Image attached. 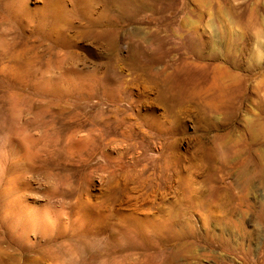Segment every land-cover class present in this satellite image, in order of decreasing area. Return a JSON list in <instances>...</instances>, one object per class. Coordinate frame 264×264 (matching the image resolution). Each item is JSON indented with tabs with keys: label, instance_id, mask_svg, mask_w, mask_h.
<instances>
[{
	"label": "rangeland",
	"instance_id": "obj_1",
	"mask_svg": "<svg viewBox=\"0 0 264 264\" xmlns=\"http://www.w3.org/2000/svg\"><path fill=\"white\" fill-rule=\"evenodd\" d=\"M8 1L0 264H264V0H54L45 22ZM160 220L162 241L141 227Z\"/></svg>",
	"mask_w": 264,
	"mask_h": 264
},
{
	"label": "bare ground",
	"instance_id": "obj_2",
	"mask_svg": "<svg viewBox=\"0 0 264 264\" xmlns=\"http://www.w3.org/2000/svg\"><path fill=\"white\" fill-rule=\"evenodd\" d=\"M14 0H12V1H8V3H6L4 6H6V8H8V12L11 14V16L13 17V15H15V8H14V2H13ZM77 1V0H76ZM91 1V0H90ZM19 2V1H18ZM23 2V0L22 1H20L19 2V8L18 9H22V10H26L27 8H25V5L22 3ZM45 2H46V5H47V10H48V12H44L43 14H44V18L42 19L44 22L46 21V20H48L49 21V19H50V17H52V18H54L53 20H55V18H56V16H57V12H59L60 14H62L64 11V8L63 7H61V8H63V10L59 7V6H56L55 4H54V0H45ZM73 2H75V1H73ZM88 2V1H87ZM80 3V2H79ZM86 3V2H85ZM93 3V2H92ZM84 4V3H83ZM88 4V3H87ZM90 4V3H89ZM82 5V4H81ZM93 5V4H92ZM16 6V5H15ZM87 6V5H86ZM94 6V5H93ZM45 7V6H44ZM43 7V8H44ZM59 7V8H58ZM76 7V6H75ZM79 7H80V5H79ZM81 8V7H80ZM45 9V8H44ZM76 9V8H75ZM21 10V11H22ZM46 10V9H45ZM58 10V11H57ZM63 12H62V11ZM27 11V10H26ZM44 11V10H43ZM17 12V11H16ZM78 12V11H77ZM83 12H84V10H83ZM82 12V13H83ZM86 12V11H85ZM23 13V12H22ZM26 13V12H25ZM52 13V14H51ZM80 14H81V11H80ZM84 14V13H83ZM99 14V13H98ZM29 16V15H28ZM59 17L61 16V15H58ZM87 16V15H86ZM94 16V15H93ZM101 15L99 14V17H100ZM18 17V16H17ZM14 18V17H13ZM12 18V19H13ZM16 18V17H15ZM61 18V17H60ZM17 19V18H16ZM41 20V22H43ZM68 20V19H67ZM99 20V19H98ZM61 21V20H60ZM66 21V20H65ZM72 21V20H71ZM2 24V23H1ZM10 24V23H9ZM28 24V23H27ZM44 24V23H43ZM42 23H41V25H43ZM54 24V23H53ZM52 24V25H53ZM3 25V24H2ZM1 25V26H2ZM4 26V25H3ZM2 26V27H3ZM6 26H8V25H6ZM44 26V25H43ZM5 27V26H4ZM10 27L11 26H8L7 28H9L10 29ZM64 27V26H63ZM12 28V27H11ZM63 30H64V28H62ZM1 30V29H0ZM6 27H5V29H4V32H6ZM13 29H11L10 31H12ZM61 30V29H60ZM7 31H9V30H7ZM14 31V30H13ZM20 31V30H19ZM3 32V31H2ZM21 32V31H20ZM1 33V32H0ZM10 33V32H9ZM9 33H8V35H9ZM2 34V33H1ZM4 34V33H3ZM3 34H2V36H3ZM62 34H64V33H62ZM98 34L99 35H104L105 34V32L104 31H102V30H100L99 32H98ZM6 35H7V33H6ZM5 35V36H6ZM23 35V34H22ZM10 36V35H9ZM4 38V37H3ZM63 39V38H62ZM64 40V39H63ZM67 41V40H66ZM129 53H128V58H130L131 60H132V62H131V65L133 66V67H136V60H138V59H145V60H147V61H149L151 58H149L148 56H138V54L135 52V50H133V48H134V44L131 42V43H129ZM153 60H154V58H153ZM61 62V61H60ZM116 63V62H115ZM111 67V66H110ZM95 68V67H94ZM112 68V67H111ZM93 71H94V69H93ZM160 72V71H159ZM86 73V72H85ZM50 74V73H49ZM88 75H90L91 77H92V75H93V78L89 81V83L87 84V86L88 85H90L89 86V88L91 89V87L94 85V83L96 82L95 80H96V76L97 75H95V71L94 72H89V74ZM114 75V74H113ZM117 77V76H116ZM121 77V76H120ZM115 78V77H114ZM123 78H124V76H123ZM125 79V78H124ZM130 79V78H129ZM82 80V82L81 83H83V81L85 80H83V79H81ZM87 80V79H86ZM110 80V79H109ZM112 81H113V78H112ZM115 81H118L117 79L115 80ZM126 81V80H125ZM124 80L122 81V82H125ZM128 81V80H127ZM126 81V82H127ZM88 82V81H87ZM86 82V83H87ZM119 82V81H118ZM122 82H120V84H116V85H120V87H123V88H125V83H122ZM115 83V82H114ZM128 83V82H127ZM75 85V84H74ZM83 87L85 86L84 84L82 85ZM82 87V88H83ZM96 87V86H95ZM118 87V86H117ZM119 87V88H120ZM155 87V86H154ZM85 88V87H84ZM83 88V89H84ZM93 88V87H92ZM78 89V87L76 88V90ZM80 89V88H79ZM160 89V88H159ZM164 89V88H163ZM78 91V90H77ZM82 91V90H81ZM162 92H163V90L161 91H159V90H157L156 91V97H155V99L157 98V99H165L164 97V95L162 94ZM92 95V94H91ZM140 95V94H139ZM141 97V96H140ZM137 98H139V97H137ZM169 99H174V96H170V98ZM145 100V99H144ZM134 102H136V101H134ZM134 105H135V103H134ZM117 110V112L115 111V117L117 118V114H119V112L118 111H120V113H121V117H123V118H131V115H132V112H130L131 111V109L133 110L134 108H133V104H126L124 107H117L116 108ZM136 109V108H135ZM135 112H137L136 110H135ZM134 111H133V114L135 115L136 113H135ZM167 112H168V110H167ZM114 113V112H113ZM138 114H139V112H138ZM133 116V115H132ZM141 116H142V114H141ZM147 116V115H146ZM165 116V115H164ZM134 117V116H133ZM138 117V116H137ZM150 117V116H149ZM156 117V116H155ZM154 117V118H155ZM158 117V116H157ZM153 118V117H152ZM166 118V117H165ZM118 120V119H117ZM117 120H114L113 122H111V123H107V126H108V132H109V134H117V133H120V130H119V128H121V136L123 137V138H121V137H119V138H121L119 141H123V144L121 143V142H119L118 140H116V139H114L115 137H112L113 139H114V141L113 142H116V141H118L117 143H116V147H117V145L120 147V148H122V146L123 145H127L126 143L124 144V141H127V139H129V138H136V136H138L137 135V132L136 131H134V128H133V126H132V128H129V127H127V126H124L123 127V124H122V122H120V120L119 121H117ZM157 120V119H156ZM165 120V119H164ZM142 121V120H141ZM155 122V121H154ZM163 121H161V123H162ZM137 123V122H136ZM139 123V122H138ZM126 124V123H125ZM155 124V127H156V124H160L159 123V121H158V123H154ZM163 124V123H162ZM161 124V125H162ZM143 125H144V123H143ZM146 125V124H145ZM144 125V126H145ZM152 125V124H151ZM137 125H135V127H136ZM160 126V125H159ZM159 126H157L156 128L158 129V127ZM96 127V126H95ZM151 127H153V125L151 126ZM138 128H139V126H138ZM145 128H147V127H145ZM136 129V128H135ZM160 130H161V128H159ZM89 131V130H88ZM145 131V130H144ZM147 131V130H146ZM96 132V131H95ZM149 132H150V130H149ZM147 133H148V131H147ZM156 133V132H155ZM154 133V134H155ZM166 133V132H165ZM143 134H146V133H143ZM150 134V133H149ZM148 134V135H149ZM143 136V135H142ZM152 136V135H151ZM157 136V135H156ZM161 136V135H160ZM89 137V136H88ZM140 137V136H139ZM147 137V136H146ZM164 137V136H163ZM118 138V139H119ZM108 141V140H107ZM122 145H121V144ZM127 143H128V141H127ZM130 145V144H129ZM109 146H111V145H109ZM130 147V146H129ZM113 148V147H112ZM126 149V148H125ZM123 151H125L124 149H123ZM119 154H120V152H119V149H118V151H117ZM125 152H123V154H124ZM122 154V155H123ZM162 154V153H161ZM118 155V154H117ZM116 155V156H117ZM121 155V154H120ZM119 156V155H118ZM121 157V156H120ZM114 157H112V160H119L118 159V157H115L116 159H113ZM143 159H145V158H139V161H141V160H143ZM133 160H135V159H133ZM175 162V161H174ZM144 166V165H143ZM166 170V169H165ZM129 172V171H128ZM141 172L143 173L144 171H143V169H141ZM132 173V172H131ZM127 174V173H126ZM129 174H130V172H129ZM128 174V175H129ZM136 174H138L137 172H136ZM114 175H116V173H111V175H110V177L108 178V183H111V180L114 178ZM124 176V175H123ZM143 176V175H142ZM137 177H139V176H137ZM149 177V176H148ZM148 180V179H147ZM151 180V179H150ZM167 180V179H166ZM149 181V180H148ZM123 182H124V185H125V187H126V189L128 190L129 188H130V186H129V183H130V181L128 180V179H126V178H124V180H123ZM138 183V184H135V186L133 187V188H135V189H137V188H140L139 190H144V189H146V190H148V189H151V187H150V185L149 184H141V182H147L146 180L144 181H141L140 182V180H138V181H132L131 183ZM159 182V181H158ZM169 182H170V180H169ZM168 183V182H167ZM116 184V183H115ZM122 185V184H121ZM134 185V184H133ZM158 185V184H157ZM167 185H169V184H167ZM172 185V184H171ZM170 185V186H171ZM119 186H120V184H119ZM125 187H124V189H125ZM115 188V187H114ZM117 188V187H116ZM126 190V191H127ZM153 192H149L150 194L149 195H153V196H155L156 194V190H152ZM162 191V190H161ZM142 192V193H141ZM138 191L137 193L138 194H136L137 195V197L139 198V197H141L143 194H145L146 193V191L144 192V191ZM162 193V195H166V193H167V189H165L164 191H162L161 192ZM144 196V195H143ZM167 196V195H166ZM165 214V213H164ZM167 215H168V217L170 216V212L169 213H167ZM172 225V223H170L169 221H167V220H160V221H158V222H153V223H149V224H147V225H143V226H141V227H143V231L145 232V234L148 236L149 235V237L150 238H158V239H160V241H162V240H164V239H161V235H162V233H163V229H165V228H169L170 226ZM133 230V229H132Z\"/></svg>",
	"mask_w": 264,
	"mask_h": 264
}]
</instances>
